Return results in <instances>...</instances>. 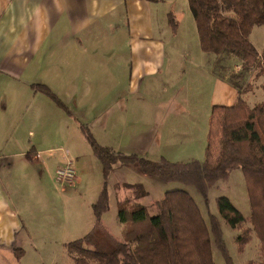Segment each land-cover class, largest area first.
I'll list each match as a JSON object with an SVG mask.
<instances>
[{
  "label": "crops",
  "instance_id": "0c3cea01",
  "mask_svg": "<svg viewBox=\"0 0 264 264\" xmlns=\"http://www.w3.org/2000/svg\"><path fill=\"white\" fill-rule=\"evenodd\" d=\"M177 1L0 0V264H68L72 258L66 244L92 228L86 230L78 216L72 219L79 206H70L63 194L57 196L39 165L51 171L66 160L57 152L49 158L54 146H66L71 157L65 140L76 146L81 124L102 145L125 154L190 161L201 158L196 155L199 143L200 154H205L209 126L202 124L205 132L198 133V122L190 121L197 120L185 105L196 96H190V84L178 86L185 95L182 104L179 95L165 104L156 93L158 105L155 100L147 104L142 96L156 92L155 83L162 85V79L181 73L178 67L189 61L186 44L181 49L186 55H176L180 26L174 34L168 23ZM205 59L208 67L194 62L193 71L195 76L199 71L212 76L211 110L233 105L237 88L214 69L216 58ZM36 86L48 87L70 114ZM115 131L119 146L104 141ZM72 160L78 173L88 171L80 156ZM119 170L117 203L128 199L149 207L168 190H188L147 175L138 163L125 162L114 165L108 190ZM132 174L135 180L129 179ZM17 181H24V188L17 189ZM129 184H139L144 193L137 196ZM52 212L57 214L51 219ZM117 223L112 229L105 225L114 237L119 228L124 233V224ZM37 238L50 243L37 244Z\"/></svg>",
  "mask_w": 264,
  "mask_h": 264
},
{
  "label": "trees",
  "instance_id": "16d2710c",
  "mask_svg": "<svg viewBox=\"0 0 264 264\" xmlns=\"http://www.w3.org/2000/svg\"><path fill=\"white\" fill-rule=\"evenodd\" d=\"M202 51L214 53L216 63L227 55L242 60L244 69L256 67V78L264 75V49L259 52L251 40L256 25L264 24V0H188ZM168 23L173 33L178 22L170 12ZM238 95L233 105H214L204 159L151 160L138 154H125L100 144L91 130L80 127L94 155L102 164L104 182L92 204L94 224L78 239L66 244L75 264H216L212 238L222 252L225 264H235L225 242L219 218L209 213L207 223L192 194L184 188L168 190L151 207L125 199L117 203V219L124 224L123 241L103 223L109 209L108 177L118 162L138 163L144 173L165 182L194 186L209 203V191L226 180L235 169L244 175L251 215L245 217L227 196L217 198L221 217L240 231L238 251L242 252L253 236L260 241L261 260L245 264H264V100L251 106L235 84ZM250 85H247L246 90ZM37 90L51 97L70 114L62 101L46 86ZM133 192L144 193L139 184H129Z\"/></svg>",
  "mask_w": 264,
  "mask_h": 264
},
{
  "label": "rangeland",
  "instance_id": "374dc122",
  "mask_svg": "<svg viewBox=\"0 0 264 264\" xmlns=\"http://www.w3.org/2000/svg\"><path fill=\"white\" fill-rule=\"evenodd\" d=\"M175 10H176L175 19L178 22V27L180 26L179 28H181V35L177 41V45H175L176 55L180 54L182 57L186 55V53H184V49L181 50L182 47H184V45L186 44V52H187V56L189 57V61L185 60L183 65L182 63L180 64V67H178V69H181V73L171 74V76L167 80L162 79L161 81L162 85H160L159 83H155L154 89L156 92L149 91L147 92V95H144L143 93L145 92H143L142 96H145L144 98L147 104L152 103V100H155L156 105H158V101L154 98V95L156 93H157L158 98H161L164 100L165 104H167L171 98L175 97L176 95H179V103L182 104L181 97L184 98L185 95L183 93H182V96L181 94H179L180 92L178 90V86L183 85V84H190V89H193L192 91H189L190 96H192L193 93H195L196 96H195V99L193 100L191 99V102H190L191 104H185V105L191 107L192 110L196 112L195 116L197 117V120L192 119L190 121L198 122V126H196L195 129L199 128L198 129V133H199L201 129H204L203 126L205 127L209 126V118H210L209 113L211 112V108L209 106V98L211 94L213 93V86H212L213 82L211 81L212 76L205 75L204 73L202 75L201 71H199L195 76V72L193 71V68H194L193 63L201 62L202 66L208 67L206 59H205L206 56H211V57L213 56L214 58H216V56L214 53H204L202 51L200 44H199V36L197 33L196 23H195L193 14L191 12V9L189 7L188 0H178ZM176 33L177 32H175L174 34ZM251 40L256 46V48L258 49V51L262 52L264 49V24L254 26L252 33H251ZM224 59H227V62L223 61V63H218L219 65L214 64L215 65L214 69L218 73H222L223 78H225L230 83L237 84L240 87L241 91H243L242 93L243 96L247 99V101L249 102L251 106L263 101L264 100V75L259 78H256L255 74L257 72V68L251 67L249 69H244L242 66L241 59L235 55L234 56L227 55L226 57H224ZM184 73H186V75ZM182 77L184 78V80H182ZM247 85H250V87L244 90ZM184 88L182 92L185 90ZM181 116H184L183 119L185 121H189L188 115L186 114L182 115L181 113L179 117ZM80 131L76 130V132L79 134L78 139L76 140L77 141L76 146H74L73 144L69 145L70 140L69 141L65 140V143L68 144L67 146L71 150V151L69 150L71 157L70 155L68 157L70 159H73L74 155L80 156L82 160L81 162L85 161L86 166H88L87 167L88 171L78 173L76 166L74 164L75 176L73 180L62 181L56 178V175L54 174L55 172L54 166L52 167L50 171L43 163L39 165L41 168H43L46 184L51 186L54 189V191H56L57 196H61L63 194L65 195L63 200L66 199L64 200L66 203H68L70 206L72 203H76L75 205L79 206L77 208L78 215L73 214L72 219L78 216L80 222L82 221V223L85 225V229L87 230V229H90L94 224L92 204L96 201L98 197V194L104 182V178H103L101 162L94 155L92 148L89 142L87 141L84 133ZM116 132L117 131H115L114 134L107 133L106 135H107L108 140L104 139V141H107L108 143H112V144L116 143V146H119L121 141L117 136L118 133ZM204 132H205V129H204ZM186 134H187V131H186ZM195 140L200 141V137L199 138L197 137V139ZM205 144L206 143H204V145ZM107 146L111 147V145H107ZM200 147L201 145L199 143L196 146L197 148L196 155L200 156L201 158L199 157H196V158L203 160L204 155L202 156L203 153L200 154L201 153ZM65 148L66 146L63 149L59 147L55 148L54 146L53 150L49 152V155H48L49 158L54 159L53 157H55L56 152L60 155H63L64 150H66ZM127 154H130V153H127ZM50 168H51V165H50ZM121 176H122V173L119 170V171H116L110 179V188H109L110 204H109V209L106 212L105 225H107L108 228L110 227L111 229L113 227H118L117 226L118 224L117 223L118 221L117 201L118 200L116 199H117V196L120 195L119 193L121 192L117 189L116 183L120 180ZM129 179L135 180V176H133L132 174V178L130 177ZM130 182H133V181H130ZM25 185L26 184L24 181H20V182L17 181L16 188L22 189L24 188ZM62 188L63 190H61ZM154 188L156 187L153 186V189ZM167 188L170 189L169 187ZM187 188H188V191L193 195L198 206L201 207L208 224H210L209 213H213L219 218L222 229H223V235L225 238L226 246L235 264H245L249 260H254V261L261 260L260 241L258 237L253 236L252 240L249 241V243L246 245L244 250L242 252H239L238 247H237V236L239 235L240 231L238 229L231 227L221 217H219V211L217 208V203H216L217 198L220 196H227L245 217H249L251 215V206H250V201L248 197L247 185H246V181H245V178H244V175L241 169H235L230 174L228 179L218 181V183L213 188L210 189L209 195H208V198H209L208 206L206 205L203 196L198 192V190L194 186H187ZM155 198H157V196H155ZM151 199H153V197H151ZM30 209H32L31 203H30L29 210ZM47 210L49 212L51 209L49 208ZM35 212L36 210H32L33 214ZM56 214L57 213L52 212L50 214V218L52 219L53 217H56ZM87 232H85L84 234H80L79 237H77L76 239L83 237ZM115 233L117 234L115 235V237L118 240L120 241L124 240L123 235L120 232V228H119V231ZM35 241L37 244H41L45 242L46 245H48V243H50V242H47V240L44 241V239L42 238H37L35 239ZM66 250H67V247H66ZM212 252H213V257H214L216 264H225V260L222 255V252L220 251V249L214 242L213 238H212ZM68 264H75V263L71 259L68 261Z\"/></svg>",
  "mask_w": 264,
  "mask_h": 264
},
{
  "label": "built area",
  "instance_id": "2783aa9c",
  "mask_svg": "<svg viewBox=\"0 0 264 264\" xmlns=\"http://www.w3.org/2000/svg\"><path fill=\"white\" fill-rule=\"evenodd\" d=\"M64 155L67 156V158L61 166L56 168L55 175L56 178L62 181H70L73 180L75 176L74 162L68 157V150L64 151Z\"/></svg>",
  "mask_w": 264,
  "mask_h": 264
}]
</instances>
